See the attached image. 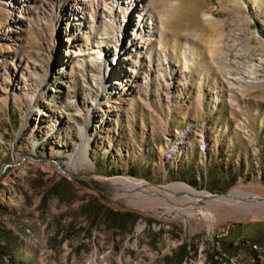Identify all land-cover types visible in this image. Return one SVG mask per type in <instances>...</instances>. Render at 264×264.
<instances>
[{
    "label": "rangeland",
    "instance_id": "374dc122",
    "mask_svg": "<svg viewBox=\"0 0 264 264\" xmlns=\"http://www.w3.org/2000/svg\"><path fill=\"white\" fill-rule=\"evenodd\" d=\"M121 2L111 16L116 0H0V203L14 264H160L182 242L183 264H252L243 249L213 262L208 248L264 239V0H145L142 41L122 21L134 0ZM177 184L243 199L192 200ZM93 201L138 218L128 232L89 224L81 207Z\"/></svg>",
    "mask_w": 264,
    "mask_h": 264
},
{
    "label": "trees",
    "instance_id": "16d2710c",
    "mask_svg": "<svg viewBox=\"0 0 264 264\" xmlns=\"http://www.w3.org/2000/svg\"><path fill=\"white\" fill-rule=\"evenodd\" d=\"M48 191L50 194L61 195L63 189L57 185L50 186ZM8 207L0 203V264H14L13 247L17 243V236L12 233L4 220L3 216H11ZM82 217L89 224H101L109 229L128 232L137 220L138 216L131 211H119L104 206L97 201H93L81 207ZM219 252L214 248H208V259L216 262L214 256L216 254H224L226 256L234 255L243 249L252 259V264H264V239H260L259 235L254 234L251 237L238 239L237 241H228L222 237H217ZM260 248L258 253L255 247ZM188 256V245L182 242L177 245L169 255L162 258L160 264H183Z\"/></svg>",
    "mask_w": 264,
    "mask_h": 264
},
{
    "label": "bare ground",
    "instance_id": "6f19581e",
    "mask_svg": "<svg viewBox=\"0 0 264 264\" xmlns=\"http://www.w3.org/2000/svg\"><path fill=\"white\" fill-rule=\"evenodd\" d=\"M122 0L117 1L116 0V6L114 8H111L110 10V15L114 16V15H118L121 14L120 12H123L124 8H123V2H121ZM126 1V0H125ZM135 3L132 4V10L129 11L130 13H128L125 16H122V21L124 22L126 18L127 21H130V26L132 27V32L134 34L135 39L137 38V40H143L145 37L150 38L152 37V33H151V27L150 24L149 26H145L146 24V20H147V11L144 8V3L145 0H137L135 1ZM137 20V25L133 24V22H131V18H133ZM134 21V20H133ZM120 28L119 25H117L116 29L118 30ZM117 30H115V32H106L103 34V38H99L101 41H92V46L94 48H99V47H103L105 48V41L107 40H114L116 39L117 35L115 34L117 32ZM119 39V38H118ZM135 39H124V48L126 49V51L128 52V55H131L136 49H135V45L133 44V41ZM121 41V39L118 40V42ZM107 47V46H106ZM107 53L110 52V50H106ZM93 63V61H92ZM124 63L123 59L120 60V62L118 64H122ZM110 68L108 67L107 71H109ZM113 74L117 76V78L121 77V75L117 72V69L115 68L113 70ZM92 113L90 114V118H91ZM89 117V116H88ZM83 136L86 137V128L83 129ZM84 144H79L76 150V153L79 154L81 161H85L84 160V155H85V145ZM83 156V157H81ZM71 161H74V155H72L71 157ZM66 172L71 171L70 167H67V169H65ZM125 184L129 185L131 188H142V187H149L148 185H146V183L143 182H139L133 179H128L125 180L124 182ZM146 185V186H145ZM172 188L176 189V190H183L184 193L187 195V198H197V196H200L204 193H200V194H196L195 191L188 189L187 187L177 184L174 186H171ZM164 191H170L168 190V188H160ZM242 195V194H241ZM241 195L239 194V192L237 190L231 192L230 194L223 195L221 197H214V199H219L220 202H222L223 204H230V205H235L238 204L243 198L241 197ZM193 200V199H192ZM237 206V205H236Z\"/></svg>",
    "mask_w": 264,
    "mask_h": 264
},
{
    "label": "water",
    "instance_id": "95a60500",
    "mask_svg": "<svg viewBox=\"0 0 264 264\" xmlns=\"http://www.w3.org/2000/svg\"><path fill=\"white\" fill-rule=\"evenodd\" d=\"M181 183V182H179ZM148 186H150L149 184H146ZM145 185V186H146ZM92 186V185H91ZM157 188H163L162 186H156ZM195 191V190H194ZM196 194H202L200 196H197L198 199H203V200H212L214 199V197H221L223 195H226L227 192H221V193H213V194H208L205 190H198V191H195ZM246 197H248L249 195L247 193H244ZM264 199V198H263ZM163 201V200H162ZM189 215H193V212H190Z\"/></svg>",
    "mask_w": 264,
    "mask_h": 264
}]
</instances>
